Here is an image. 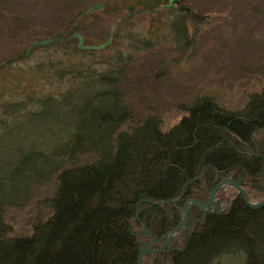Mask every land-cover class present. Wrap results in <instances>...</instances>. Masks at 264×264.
Wrapping results in <instances>:
<instances>
[{
  "label": "trees",
  "instance_id": "trees-1",
  "mask_svg": "<svg viewBox=\"0 0 264 264\" xmlns=\"http://www.w3.org/2000/svg\"><path fill=\"white\" fill-rule=\"evenodd\" d=\"M185 9L168 21L178 38L192 23ZM52 38L35 49L58 54L49 51L37 69L65 88L0 100V264H137L144 243L154 236L160 246L180 223L188 199L208 200L228 177L250 201L264 200V87L234 110L199 96L165 128L126 102L132 54L105 56L106 47L83 46L73 29ZM151 42L134 40V51ZM53 180L51 196L37 201L49 205L48 216L15 233L7 211ZM233 190L219 191L229 202L220 214L192 206L184 242L168 246L180 249L146 262L212 264L240 253L244 264H264V206L249 207Z\"/></svg>",
  "mask_w": 264,
  "mask_h": 264
},
{
  "label": "rangeland",
  "instance_id": "rangeland-1",
  "mask_svg": "<svg viewBox=\"0 0 264 264\" xmlns=\"http://www.w3.org/2000/svg\"><path fill=\"white\" fill-rule=\"evenodd\" d=\"M178 1L0 0V100L63 90V85L44 81V73L37 69L50 50L29 48L73 29L74 36L83 38V46L106 47L105 56L132 54L123 90L126 102L141 118L156 114L167 128L185 114L181 105L205 95L229 109L243 107L252 92L264 87V0ZM98 4V9L82 17ZM182 7H188L192 23L178 38L168 21ZM196 17L201 20L193 23ZM136 39L152 42L146 50L134 51ZM26 50L28 57L22 56ZM55 187L54 180L37 186L28 205L7 211L15 233L30 232L35 217L48 216L49 205L37 201L51 196ZM217 207L214 204L211 210ZM179 238L185 239V234ZM143 264L149 263L144 260ZM212 264L244 262L238 253L222 254Z\"/></svg>",
  "mask_w": 264,
  "mask_h": 264
},
{
  "label": "water",
  "instance_id": "water-1",
  "mask_svg": "<svg viewBox=\"0 0 264 264\" xmlns=\"http://www.w3.org/2000/svg\"><path fill=\"white\" fill-rule=\"evenodd\" d=\"M173 3H179L178 0H169V4H173ZM101 6V4L98 5H93L92 7H90L83 15L82 17H84L85 15L89 14L90 12H92L93 10L98 9ZM170 6V5H168ZM54 39L52 38H47V39H43L41 41H37L35 43H33L31 45V47L29 48V50L33 47L36 46H41L44 45L46 43L52 42ZM83 42V38L80 36V43ZM93 48H97V46H94ZM226 185H231L233 187H235L238 192L240 193V195L242 196L244 202L251 208L253 209H260L264 206V200L258 203H253L251 202L248 197H247V193L246 191L243 189V187L237 183L236 181H234L231 177L227 178L226 180L220 182L217 187L212 191L210 197L208 198V200L206 201H198L195 199H189L187 200L184 209H183V214H184V219L182 220V222L172 231L171 235L168 237V239L165 241V243L163 244V246L159 249H155V248H150L155 242L156 239H153L151 242H148L144 245L141 246L140 248V254H139V258H138V262L137 264H143V260L145 258V256L149 253H156V252H162L164 251V246L176 235L177 231L181 228L184 229L185 225H186V220L188 217V208L191 204L197 206L201 211L205 212V213H212L213 211L211 210L212 206L214 204H216L218 207L216 210H214V213L216 214H220L221 213V205L219 203L216 202V194L219 191L220 188H222L223 186ZM173 201H166L164 203H171ZM175 250V249H173Z\"/></svg>",
  "mask_w": 264,
  "mask_h": 264
},
{
  "label": "flooded vegetation",
  "instance_id": "flooded-vegetation-1",
  "mask_svg": "<svg viewBox=\"0 0 264 264\" xmlns=\"http://www.w3.org/2000/svg\"><path fill=\"white\" fill-rule=\"evenodd\" d=\"M188 219H189V217H188L187 220H186V225H185V228H184L183 232L177 233V234L174 236V238H176V237L179 238V236H180L181 234L184 235V234L188 233V231L190 230V229H189L190 227H189V225H188V223H189V222H188ZM176 227H177V226H176ZM176 227H175V228H176ZM175 228H174V229H175ZM164 238H165V237H164ZM174 238H173V239H174ZM179 240H180L179 242H181V241H183L184 239L181 240V239L179 238ZM160 245H162V244H160ZM166 249H167V248H166Z\"/></svg>",
  "mask_w": 264,
  "mask_h": 264
}]
</instances>
